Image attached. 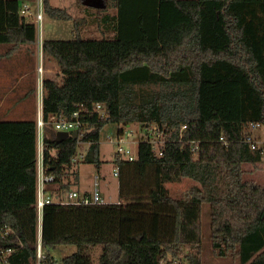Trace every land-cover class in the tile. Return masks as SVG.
Instances as JSON below:
<instances>
[{
    "label": "trees",
    "instance_id": "obj_1",
    "mask_svg": "<svg viewBox=\"0 0 264 264\" xmlns=\"http://www.w3.org/2000/svg\"><path fill=\"white\" fill-rule=\"evenodd\" d=\"M24 1L34 0H0V43H16L0 60L21 42L32 55L38 46L37 23L20 13ZM103 1V9L90 5L73 19L43 0L46 15L74 27L72 39L41 46L61 75L43 80V161L56 177L46 193L63 199L76 188L80 162L100 169V134L109 123H140L163 144L156 149L146 136L133 161L117 154V201L45 205L43 247L53 258L57 246L75 245L64 264H173L186 246L202 242L208 204L209 255L264 264V186L246 180L241 193L242 162L264 157L242 140L250 123L264 127V0ZM92 23L101 37L84 35ZM96 103L107 118L93 116L77 139L57 141L52 117ZM81 142L89 147L73 161ZM37 148L36 117L0 119V226L14 231L5 239L16 247L12 264L35 260ZM184 178L196 184L173 197L167 183ZM184 257L205 264L192 252Z\"/></svg>",
    "mask_w": 264,
    "mask_h": 264
},
{
    "label": "rangeland",
    "instance_id": "obj_2",
    "mask_svg": "<svg viewBox=\"0 0 264 264\" xmlns=\"http://www.w3.org/2000/svg\"><path fill=\"white\" fill-rule=\"evenodd\" d=\"M50 3L55 7L65 8L72 15L73 19H78L85 15L86 11L90 9L91 0H49ZM112 2V1H111ZM110 2V3H111ZM32 11L35 13L37 10V4L35 1H29ZM103 9V8H102ZM111 12H115L112 9L111 4L108 9ZM73 20H62L53 19L44 13L43 20L41 22V27L39 28V46L40 52L34 53L33 55L29 51L21 50L17 54H14L11 58H6L5 60H0V74L2 73H26L30 71L32 74L35 72V94H29L26 96L25 90L32 84V80L23 78L17 82L18 86L16 89L3 88V84L0 81V119H23L25 114L24 110L26 106L30 107L28 110V117H37L38 111V93L40 89V78L42 82L41 88L43 89V80L45 78H61L58 71V65L54 60L43 56L41 53L42 40H69L73 38ZM84 35L96 37H101V32L97 29L96 24L89 25L85 31ZM42 39V40H41ZM84 43H87L86 40ZM89 43V42H88ZM91 43V42H90ZM7 51L6 46H0V52ZM28 56V57H26ZM32 61V62H30ZM35 64V71H31ZM43 67V75L39 72V67ZM17 77H13L10 83H16ZM28 93V92H27ZM31 95V98H30ZM123 127L125 136L129 140L127 145H130L132 149H136L139 141L144 139L146 136L154 140H160V136L150 130H143L140 123H131L128 126H119L117 124L109 123L101 131L100 134V158L103 161L100 169L96 167L95 164L80 162L79 173L80 180L76 188L81 192L93 194L95 189L96 175L100 176L98 181V189L105 198L111 201H117L118 199V177L114 175V159L116 158V145L111 143L109 136L115 137L118 134L119 129ZM264 133V127L261 128ZM148 134V135H147ZM260 141H264V138L259 136ZM156 142V141H154ZM159 144V143H158ZM156 144V145H158ZM89 144L87 142H81L78 146L77 159L81 160L82 156L86 153ZM264 154V153H263ZM246 180H253L255 183L264 186V157L261 162L254 163H244L241 164V185L242 194L244 192L243 185ZM196 182L191 178H184L178 182L167 183V187L173 197L183 196L191 186L195 185ZM209 205L204 204L202 210V223H203V239L200 244L195 246H186L183 253L174 259L173 264H186L184 255L188 252L192 254H197L200 258L203 257V262L205 264H238L236 259H221L212 254L209 255L207 245L209 244ZM202 246V247H201ZM202 248V249H200ZM206 248V249H205ZM77 250L75 245H63L57 246L51 252V254L59 261L63 257L74 253ZM99 254V249L93 251L94 257ZM199 254V255H198ZM204 254V255H203ZM206 255V256H205ZM173 261V260H172ZM245 262L244 260H242Z\"/></svg>",
    "mask_w": 264,
    "mask_h": 264
},
{
    "label": "built area",
    "instance_id": "obj_3",
    "mask_svg": "<svg viewBox=\"0 0 264 264\" xmlns=\"http://www.w3.org/2000/svg\"><path fill=\"white\" fill-rule=\"evenodd\" d=\"M37 4V10L34 13L32 11V7L29 1H24L21 8L20 13L26 15L33 21H35L38 25V28L41 27V22L44 17L43 10V0H34ZM39 72L43 75L44 70L43 67H39ZM42 82L40 78V89L38 93V111L36 117L37 124V184H36V208L38 213V234H37V245H36V253L35 260L30 264H64L62 261L57 260L55 257L50 258V255L43 247L42 244V220H43V210L44 206L52 203H69V204H106L110 202H114L105 198L102 193L99 192V177L96 175L95 181V189L92 195L88 193L81 192L78 189H73L65 195L63 199L57 198L53 199L51 195L46 193V186L49 183H53L55 181V176L52 173H47L46 166L43 161V130L45 121L43 118V95L44 89L41 88ZM77 106V105H76ZM109 110L102 105L101 103L94 104L91 108L84 106L83 104H78L77 108L72 112L69 118L60 116V117H52L50 122H52L55 126V129L58 131H68L70 134L73 131H78L79 136L85 129V120L93 118L96 116L99 119H105L109 116ZM185 127V126H184ZM262 128L260 123H250L246 131L243 134V141L248 143L252 149H261L264 153V141H260L258 138V131ZM155 133V132H154ZM157 136H159L158 131L156 132ZM78 136V137H79ZM109 140L111 143L116 145V154L123 155L128 160L133 161L137 158V146L136 149H132L129 143V140L125 136L124 130L121 133H118L115 137L109 136ZM224 145H228L230 143L229 140L221 137L220 139ZM156 141V142H154ZM151 142L154 145V148L158 149L159 144L162 145L163 141L151 139ZM159 143V144H158ZM158 144V145H156ZM161 154V151L159 152ZM77 157L73 158V161H77ZM114 175L119 176V167H114ZM14 234L12 228L8 226H0V242H5V239H8L11 235ZM0 246V264H12L11 263V255L15 251L16 247L12 244H8Z\"/></svg>",
    "mask_w": 264,
    "mask_h": 264
},
{
    "label": "crops",
    "instance_id": "obj_4",
    "mask_svg": "<svg viewBox=\"0 0 264 264\" xmlns=\"http://www.w3.org/2000/svg\"><path fill=\"white\" fill-rule=\"evenodd\" d=\"M42 40V39H41ZM43 41V40H42ZM39 42H40V38H39ZM16 43L15 42H3V43H0V46H6V48H8L9 46H14ZM30 48V44L27 43V42H21L19 43V48L17 50H15V52L12 53V55L10 57H7V58H11L14 54H17L18 51H21V50H26V49H29ZM40 46H39V43H38V46L36 49H33V52L34 53H38L40 52ZM41 53H42V49H41ZM27 57V56H26ZM6 58H3L2 60H5ZM44 70H46L44 68ZM48 70V69H47ZM46 70V71H47ZM31 71H35V64H33V68ZM13 77H17V79L15 80V84L13 83H10V81H12ZM23 78H27L29 80H32V84L28 87V90L26 91L25 90V93L27 94V97H29V92L32 90V89H35V72L34 74H32L30 71H26V73H20V75H18L17 73H11V72H8V73H2L0 74V81L3 82V84L5 83L4 87L3 86H0V87H3V88H12V89H16L18 84L17 82ZM35 92L33 93V96H34ZM30 98H31V95H30ZM30 107L32 106H26L25 110H24V118H30L27 116L28 114V110H30ZM5 119H8V118H5ZM258 136H261V138H264V133L262 132V130L260 129L258 131ZM118 188H119V182H118ZM105 196V195H104Z\"/></svg>",
    "mask_w": 264,
    "mask_h": 264
},
{
    "label": "water",
    "instance_id": "obj_5",
    "mask_svg": "<svg viewBox=\"0 0 264 264\" xmlns=\"http://www.w3.org/2000/svg\"><path fill=\"white\" fill-rule=\"evenodd\" d=\"M90 5L94 8L97 9H102L105 7V3L103 0H91ZM72 137L73 139H77L79 136V132L78 131H73L71 134L68 131H58L57 132V141H61L67 137ZM6 245L5 242H0V246H4Z\"/></svg>",
    "mask_w": 264,
    "mask_h": 264
}]
</instances>
